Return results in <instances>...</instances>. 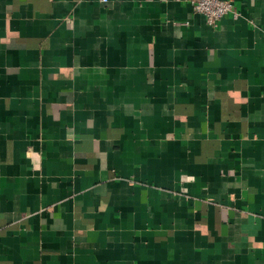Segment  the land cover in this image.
Instances as JSON below:
<instances>
[{"label":"crops","instance_id":"crops-1","mask_svg":"<svg viewBox=\"0 0 264 264\" xmlns=\"http://www.w3.org/2000/svg\"><path fill=\"white\" fill-rule=\"evenodd\" d=\"M0 0V264H264V0Z\"/></svg>","mask_w":264,"mask_h":264},{"label":"built area","instance_id":"built-area-1","mask_svg":"<svg viewBox=\"0 0 264 264\" xmlns=\"http://www.w3.org/2000/svg\"><path fill=\"white\" fill-rule=\"evenodd\" d=\"M108 1V0H103ZM195 11L205 17L211 26H218L220 21L228 15L237 19L241 13L235 6L233 0H189Z\"/></svg>","mask_w":264,"mask_h":264}]
</instances>
